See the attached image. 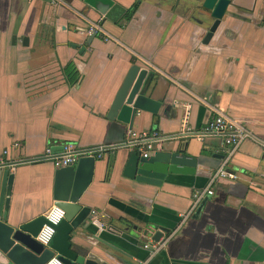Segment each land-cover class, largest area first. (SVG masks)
Segmentation results:
<instances>
[{
  "label": "crops",
  "instance_id": "1",
  "mask_svg": "<svg viewBox=\"0 0 264 264\" xmlns=\"http://www.w3.org/2000/svg\"><path fill=\"white\" fill-rule=\"evenodd\" d=\"M228 1L203 44L212 19L202 0H0V161L12 175L9 224L54 206L55 168L37 161L45 148L57 154L64 144L88 150L123 141L126 126L105 114L136 65L153 74L149 98L159 106L155 114L139 112L131 129L157 132L166 138L160 149H179L195 169L155 185L127 177L126 148L94 159L78 204L95 215L71 234V247L104 255L108 264H264V0ZM97 2L120 12L108 20ZM91 23L110 40L89 39ZM68 65L74 72L65 80ZM214 107L244 130L224 167L236 179L214 181L212 195L192 209L193 193L221 166V138L177 135L200 129ZM160 228L169 232L166 244L143 249L151 235L142 232Z\"/></svg>",
  "mask_w": 264,
  "mask_h": 264
},
{
  "label": "water",
  "instance_id": "2",
  "mask_svg": "<svg viewBox=\"0 0 264 264\" xmlns=\"http://www.w3.org/2000/svg\"><path fill=\"white\" fill-rule=\"evenodd\" d=\"M228 4V0H202L201 9L212 19L203 37V44L209 41L223 19ZM94 9L111 21L112 13L115 10L120 12L119 8L115 6L109 8L100 2L96 3ZM93 37L94 35H91L88 38ZM153 80V74L144 68L130 66L109 105L105 118L131 129L139 112L155 114L159 104L149 98V87ZM162 142L157 146V150L154 148L145 158L138 152L128 151L125 163V171L129 172L128 178L159 185L167 174H190L195 169V159L180 155L179 149H160ZM93 163V157L81 156L74 165L54 170L52 198L54 206L63 211V218L54 227V234L47 247L34 240L41 225L44 224L43 216L16 225L7 222L12 175L6 168L0 167V264H45L52 257H56L61 264H108L104 260V255L74 250L70 242L71 234L79 228L85 229L93 218L87 207L78 204L80 196L90 183ZM204 202L205 200H202L199 203L196 213L200 211ZM168 233V230L163 228L153 234L146 229L142 236L151 235L150 241L157 242Z\"/></svg>",
  "mask_w": 264,
  "mask_h": 264
},
{
  "label": "built area",
  "instance_id": "3",
  "mask_svg": "<svg viewBox=\"0 0 264 264\" xmlns=\"http://www.w3.org/2000/svg\"><path fill=\"white\" fill-rule=\"evenodd\" d=\"M86 35H98L102 37L103 41L110 40V37L103 33L98 23L89 24L86 29ZM210 109L214 115L200 129L195 131L190 127H184L177 135L178 138H196L197 140H203L204 138L211 136L221 138V152L224 155L221 166L209 176L204 190L195 191L193 193L192 209L197 205L203 196L212 195L211 185L214 181L218 179H236L235 174L226 170L224 167L239 143L245 137L241 123L231 119L221 108L214 107ZM164 140H166V138L160 136L155 131H136L126 129L123 141L116 146L99 145L88 150H78L70 144H64L61 146V150L57 154H53L49 148H45L43 154L37 161L49 162L53 168L57 169L74 165L78 157L81 156H90L94 159H99L105 153L111 152L115 148H126L127 151L138 152L141 157L145 158ZM261 147L264 152V145H261ZM3 154H5V152H3ZM2 165L3 163L0 161V167H3ZM90 214L94 216L95 212L91 211ZM188 215L189 213L181 215V220H185ZM62 218L63 211L58 207H51V209L43 215L44 224L41 225L34 240L41 246L47 247L54 234V227L59 224ZM166 241V237L160 238L157 242L149 240L142 245V248H150V252H157L166 244ZM45 264H61V262L56 257H52Z\"/></svg>",
  "mask_w": 264,
  "mask_h": 264
},
{
  "label": "trees",
  "instance_id": "4",
  "mask_svg": "<svg viewBox=\"0 0 264 264\" xmlns=\"http://www.w3.org/2000/svg\"><path fill=\"white\" fill-rule=\"evenodd\" d=\"M134 9V7L128 12L131 13V11ZM63 75L65 77V80H68L71 76H73L74 69L71 65H68L63 69Z\"/></svg>",
  "mask_w": 264,
  "mask_h": 264
}]
</instances>
